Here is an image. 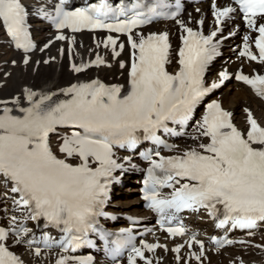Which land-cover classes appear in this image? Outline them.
<instances>
[{
    "label": "snow or ice",
    "instance_id": "snow-or-ice-1",
    "mask_svg": "<svg viewBox=\"0 0 264 264\" xmlns=\"http://www.w3.org/2000/svg\"><path fill=\"white\" fill-rule=\"evenodd\" d=\"M235 3L243 10L248 27L258 29L255 46L259 60L264 62V22L257 24L255 19L259 15L264 21V0H235ZM47 7L54 15L44 6L37 7L34 14L50 19L61 33L66 29L73 33L102 29L125 34L131 48L127 87L92 79L73 83L61 89L59 95L25 88L12 100H0V193L13 207L8 227H0V264H26L12 250L13 245H26L32 256L45 259L58 248L53 264H95L92 256L70 254L85 245L95 246L89 239L90 233L104 242L113 264H120L118 258L125 251L127 264H137L138 260L154 264L145 252L154 253L157 248L167 251L166 245L141 240L137 246L130 229L114 234L99 225L98 218L106 215L104 208L110 186L119 181L114 174L124 171L114 149H134L141 140H150L168 152L178 148L158 133L162 130L166 135H185L198 105L219 87L216 82L209 85L206 72L218 54L219 41L214 42V38L220 29L217 27L204 35L187 26L178 18L180 0L175 5L168 0L147 3L136 0L115 6L108 0H100L74 10H66V0H53ZM172 7L176 10L169 14L166 10ZM212 7L217 25L235 11L231 6L220 8L215 3ZM30 14L33 13L23 0H0V20L16 46L25 52L34 47L28 39ZM158 19H175L183 33L176 53L178 69L174 72L168 70L172 53L169 33L145 35L142 30L137 31ZM65 39L63 34L56 36V40ZM243 40L244 50L240 55L257 60L250 50V37L245 35ZM102 43L105 48L111 47L114 59L125 48L112 35ZM23 63L27 65L29 57L25 56ZM118 64L119 68H126L124 60ZM101 65L112 66L96 54L95 60L73 63L71 67L80 73ZM228 78L226 71L219 73L220 83ZM235 78L251 85L258 96L264 97V75L250 78L237 73ZM22 100L27 101V106ZM245 112L248 127L241 130L233 123L232 112L212 100L200 119L191 125L190 139L194 146L174 155H162L160 150L141 153L148 161L143 199L147 207L159 214L161 228L170 236L186 234L182 224L171 223L185 209L193 212L203 209L218 219L217 227L225 231L226 225L246 230L248 237H254L257 230L264 231V125L249 109ZM169 124L178 125L181 130L178 132ZM53 135L59 136L55 148ZM122 159L130 162L129 157ZM162 189L171 191L165 194ZM41 220L44 229H56L61 234L53 243L54 238L44 233L43 249L33 228L26 226L28 221ZM36 227H40L39 223ZM211 240L217 251L225 245L239 244L264 252V243L251 239L234 241L213 236ZM193 243L199 245V251L192 252L190 257L204 264V242L193 233L185 244L191 248ZM184 246L177 245L171 251L179 253ZM229 264L246 262L243 256H237Z\"/></svg>",
    "mask_w": 264,
    "mask_h": 264
},
{
    "label": "bare ground",
    "instance_id": "bare-ground-1",
    "mask_svg": "<svg viewBox=\"0 0 264 264\" xmlns=\"http://www.w3.org/2000/svg\"><path fill=\"white\" fill-rule=\"evenodd\" d=\"M208 3L198 4L195 8L186 9L183 20L185 22H195L199 18H204L206 23L210 24L211 20L207 16ZM199 9V11H197ZM235 25H240L235 23ZM227 26V25H226ZM157 30L163 29L172 33L175 29L172 23H162L157 25ZM232 27L229 28L231 30ZM34 33L38 40L37 49L28 55L29 63L27 65L22 64V60L25 56H22L18 52H14L8 47L6 43V37L3 35L0 28V100H12L16 96H20L21 92L25 88L32 89L37 92H51L63 89L70 86L73 83L81 81H89L92 79H99L107 83H119L124 84L126 82L128 71V56L130 49L126 46V43L122 37H116L118 44L124 43L125 48L121 52L120 57L115 59L111 54V47L105 48L102 41L107 38L106 34H97V41L94 43L91 38V34L80 33L75 35H69L63 33L66 36L65 40H56V36L51 32L47 26L37 23L34 25ZM72 37H75V42H72ZM233 38V37H232ZM232 38L228 39L227 43H230ZM99 44V47L97 45ZM48 45L46 50H42V46ZM63 49V53H61ZM119 50V48H117ZM227 56L228 50H226ZM96 54H99L112 66H102L96 69H90L85 73H76L72 70L71 65L73 63L80 64L88 60H95ZM227 61L228 70L230 71L236 66H243L246 69H250L251 64L245 65L243 59L236 53L231 54ZM222 59V57H220ZM47 60L48 63H44ZM124 60L126 64L125 69L119 68L118 61ZM220 60V59H219ZM13 61L15 63H13ZM215 67V65H214ZM214 67L210 73V77L215 74ZM221 100L222 106L232 112V117L237 120L238 123L243 124L246 122L247 114L245 109H249L254 117H256L261 124L264 125V105L244 86L224 84L218 90L216 95ZM23 102V100H22ZM187 144L193 145L194 142L189 139ZM188 145V146H189ZM129 190L130 193L127 191ZM136 188H127L125 191L116 193V198L113 200L109 210L117 214H134L140 215L141 209L139 200L133 193ZM155 238L157 242L167 244V251L164 248H157L154 253L148 252L149 259H152L154 264H184L185 248L183 247L179 253L171 251V247L178 245L179 242L172 243L169 240L163 238L158 233ZM255 239L260 242H264V232H260L255 236ZM156 241L151 238L149 243H155ZM19 253L23 259L31 264H49L56 259L55 252L46 259L44 256L40 258L33 257L26 248H20ZM177 256L182 259L177 260ZM237 256H243L246 264H250L251 261L257 264L263 263V253L258 254L257 250L253 248L248 249H232L225 250L221 253L209 256L211 264H226L227 261L233 260Z\"/></svg>",
    "mask_w": 264,
    "mask_h": 264
},
{
    "label": "rangeland",
    "instance_id": "rangeland-1",
    "mask_svg": "<svg viewBox=\"0 0 264 264\" xmlns=\"http://www.w3.org/2000/svg\"><path fill=\"white\" fill-rule=\"evenodd\" d=\"M229 85H232V84H229ZM133 195H135V192L133 193Z\"/></svg>",
    "mask_w": 264,
    "mask_h": 264
}]
</instances>
